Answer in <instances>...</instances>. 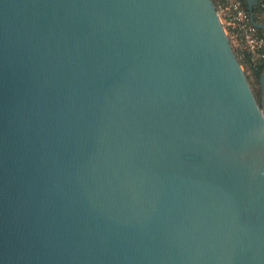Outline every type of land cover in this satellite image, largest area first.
I'll list each match as a JSON object with an SVG mask.
<instances>
[{"label":"water","instance_id":"95a60500","mask_svg":"<svg viewBox=\"0 0 264 264\" xmlns=\"http://www.w3.org/2000/svg\"><path fill=\"white\" fill-rule=\"evenodd\" d=\"M259 89L212 0H0V264H264Z\"/></svg>","mask_w":264,"mask_h":264},{"label":"built area","instance_id":"2783aa9c","mask_svg":"<svg viewBox=\"0 0 264 264\" xmlns=\"http://www.w3.org/2000/svg\"><path fill=\"white\" fill-rule=\"evenodd\" d=\"M242 1L212 0V3L238 62L243 65H262L264 64V37L251 24L249 12ZM256 5L260 6L264 14V0H257Z\"/></svg>","mask_w":264,"mask_h":264},{"label":"trees","instance_id":"16d2710c","mask_svg":"<svg viewBox=\"0 0 264 264\" xmlns=\"http://www.w3.org/2000/svg\"><path fill=\"white\" fill-rule=\"evenodd\" d=\"M246 10H247V0L242 1ZM253 16L256 22L258 23H263L264 24V14L262 13V10L259 5H256L253 7ZM258 33L264 37V32L261 30H258ZM239 64L243 67V72L246 76V79L252 89L254 91V95L258 98L259 101V94H260V89H259V77L264 69V64L262 65H257V66H251L249 64L243 65L241 62Z\"/></svg>","mask_w":264,"mask_h":264},{"label":"rangeland","instance_id":"374dc122","mask_svg":"<svg viewBox=\"0 0 264 264\" xmlns=\"http://www.w3.org/2000/svg\"><path fill=\"white\" fill-rule=\"evenodd\" d=\"M242 70H243V68H242ZM253 92V94H254V91H252ZM255 96V95H254ZM257 96V95H256ZM255 96V98H256V100L258 101V98ZM258 103H260V94H259V101H258Z\"/></svg>","mask_w":264,"mask_h":264}]
</instances>
